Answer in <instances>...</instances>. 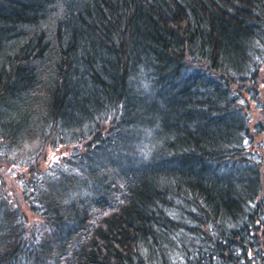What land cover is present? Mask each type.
<instances>
[{
    "label": "trees",
    "instance_id": "1",
    "mask_svg": "<svg viewBox=\"0 0 264 264\" xmlns=\"http://www.w3.org/2000/svg\"><path fill=\"white\" fill-rule=\"evenodd\" d=\"M263 150L264 0H0V264H264Z\"/></svg>",
    "mask_w": 264,
    "mask_h": 264
},
{
    "label": "rangeland",
    "instance_id": "2",
    "mask_svg": "<svg viewBox=\"0 0 264 264\" xmlns=\"http://www.w3.org/2000/svg\"><path fill=\"white\" fill-rule=\"evenodd\" d=\"M63 153V151L61 152ZM60 153V154H61ZM58 154V155H60ZM263 154H264V150H263ZM48 155L51 156V157H54V159H57L58 158V155H56V152L53 151V150H48ZM8 174L6 175H3L1 172H0V180H4L6 183L8 182ZM8 185V190L11 192L10 188H13V192H11L12 194H14V196H17V192H19V190H17V187L13 184H7Z\"/></svg>",
    "mask_w": 264,
    "mask_h": 264
}]
</instances>
